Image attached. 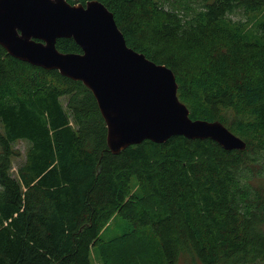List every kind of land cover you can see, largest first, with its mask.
Segmentation results:
<instances>
[{
    "label": "trees",
    "instance_id": "trees-1",
    "mask_svg": "<svg viewBox=\"0 0 264 264\" xmlns=\"http://www.w3.org/2000/svg\"><path fill=\"white\" fill-rule=\"evenodd\" d=\"M98 1L174 72L192 119L246 146L172 135L113 153L88 87L0 45V264H264V0ZM114 215L133 229L106 240Z\"/></svg>",
    "mask_w": 264,
    "mask_h": 264
},
{
    "label": "water",
    "instance_id": "water-1",
    "mask_svg": "<svg viewBox=\"0 0 264 264\" xmlns=\"http://www.w3.org/2000/svg\"><path fill=\"white\" fill-rule=\"evenodd\" d=\"M72 37L81 52L57 49ZM0 45L13 57L80 80L94 95L113 153L172 135L210 138L225 149L246 143L219 120L192 119L174 72L129 47L114 15L98 0H0Z\"/></svg>",
    "mask_w": 264,
    "mask_h": 264
},
{
    "label": "rangeland",
    "instance_id": "rangeland-1",
    "mask_svg": "<svg viewBox=\"0 0 264 264\" xmlns=\"http://www.w3.org/2000/svg\"><path fill=\"white\" fill-rule=\"evenodd\" d=\"M189 4L193 7H197V3H195L193 0L189 2ZM233 19H246V16L243 14V12L240 10L235 11L230 15ZM15 149L19 151V155L14 159V168L17 166V164L22 161L24 158L25 154V149H26V142L23 140H20L15 143ZM132 230L133 226L131 223L128 221L126 222L125 220L119 218L118 216L114 215L113 218H111L110 222L108 223L107 228L105 229L103 236L106 240L114 237L115 235H121L124 234L125 231ZM101 240V239H100ZM110 241H107L109 243ZM106 241L101 240L100 244H105ZM99 256L97 254L93 255V260L97 264H101L100 260L98 259ZM106 259L105 254L103 255V260ZM105 261V260H104ZM106 261L104 262V264ZM107 264V263H106Z\"/></svg>",
    "mask_w": 264,
    "mask_h": 264
}]
</instances>
